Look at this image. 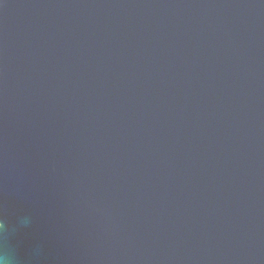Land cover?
<instances>
[{"label": "water", "instance_id": "water-1", "mask_svg": "<svg viewBox=\"0 0 264 264\" xmlns=\"http://www.w3.org/2000/svg\"><path fill=\"white\" fill-rule=\"evenodd\" d=\"M4 264H264V0H0Z\"/></svg>", "mask_w": 264, "mask_h": 264}, {"label": "clouds", "instance_id": "clouds-1", "mask_svg": "<svg viewBox=\"0 0 264 264\" xmlns=\"http://www.w3.org/2000/svg\"><path fill=\"white\" fill-rule=\"evenodd\" d=\"M0 227H3V222L0 221ZM0 264H4V261L2 259H0Z\"/></svg>", "mask_w": 264, "mask_h": 264}, {"label": "snow or ice", "instance_id": "snow-or-ice-1", "mask_svg": "<svg viewBox=\"0 0 264 264\" xmlns=\"http://www.w3.org/2000/svg\"><path fill=\"white\" fill-rule=\"evenodd\" d=\"M0 221H2V222H3V219H2V218H0ZM3 224H4V222H3Z\"/></svg>", "mask_w": 264, "mask_h": 264}]
</instances>
